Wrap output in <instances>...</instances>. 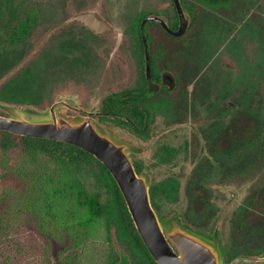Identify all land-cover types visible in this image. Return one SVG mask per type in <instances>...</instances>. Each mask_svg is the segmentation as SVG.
Listing matches in <instances>:
<instances>
[{
    "label": "flooded vegetation",
    "instance_id": "1",
    "mask_svg": "<svg viewBox=\"0 0 264 264\" xmlns=\"http://www.w3.org/2000/svg\"><path fill=\"white\" fill-rule=\"evenodd\" d=\"M38 4L25 2L41 11H35L24 43L16 45L23 57L26 48L31 52L28 40L35 28L51 25L41 36L46 46L32 62L48 55L46 82L53 86L60 76L66 86L52 91L47 106L60 94L67 95L61 112L91 118L142 147L131 158L138 172L149 175L151 203L162 222L175 215L182 225L200 233L196 239L203 247L209 238L218 239L226 264L249 255L245 254L246 230L260 211L256 207L264 200V188L245 198L241 187L246 169H256L264 158V134L255 124L245 128L248 118L242 113L230 123L229 108L234 102L229 100L228 66L199 65L201 51L184 48L201 7L191 14V1L180 0L189 21L184 33L174 35L171 31L180 25L174 0H115L113 8L119 13L115 19L95 1H85L69 17L81 26L71 33L64 29L67 21L52 26L56 18L52 6L46 11ZM80 12L96 13L107 23V30L87 26L76 18ZM70 39L76 42L79 56L71 71L78 72L79 79L73 82L67 65ZM169 126L174 127L172 131L166 129ZM113 242L128 255L129 264H159L148 249L152 259L134 242L116 238ZM173 248L179 255L177 245Z\"/></svg>",
    "mask_w": 264,
    "mask_h": 264
},
{
    "label": "trees",
    "instance_id": "2",
    "mask_svg": "<svg viewBox=\"0 0 264 264\" xmlns=\"http://www.w3.org/2000/svg\"><path fill=\"white\" fill-rule=\"evenodd\" d=\"M27 1L0 0V77L22 58L16 43H24L41 11ZM68 49L72 70L79 60L74 39ZM47 69L42 55L1 87L0 99L25 94L38 102ZM115 238L134 242L152 259L105 164L63 141L0 130V264H95L98 257L115 264Z\"/></svg>",
    "mask_w": 264,
    "mask_h": 264
},
{
    "label": "rangeland",
    "instance_id": "3",
    "mask_svg": "<svg viewBox=\"0 0 264 264\" xmlns=\"http://www.w3.org/2000/svg\"><path fill=\"white\" fill-rule=\"evenodd\" d=\"M31 1L38 2V6L43 7L46 11L49 10V6H52L51 10L56 17L52 26L67 21V24H65L67 26L64 25V29L69 28L70 33L78 32L81 26L79 22L70 20L69 17L79 11L85 1H95L96 4L100 5H97L99 9L113 19H115L114 16H119L117 9L113 8V1L115 0ZM190 1L191 4L188 5V9H190L191 14L195 12L197 7H201V9L198 13L197 25L189 33L184 48L201 51L198 53V56L201 55L197 60L199 65L212 63L228 66L230 72L228 77L230 85L229 100L234 102V105L229 108L230 123L242 113L248 118L245 119V122H253L256 125L255 127L261 129L264 134V0ZM50 26L45 24L42 27L35 28L30 36L31 39L28 40V49L30 48L31 52L26 48L21 60L0 77V89L24 66L32 62L38 52L46 46L45 42L41 40V36L44 37L46 28ZM58 32H61V30ZM71 71L69 70V81L78 80V72L71 73ZM37 77H39V74ZM62 80L59 76L53 86H50L47 82L44 83L45 91L42 96H39L44 97L42 102L32 106L38 108L49 107L46 103L50 102L51 98L49 99V97L52 91L56 93L66 86L62 83ZM20 96V99L8 98L5 100L18 105L35 103L34 98L29 95L20 94ZM0 113H3L1 109ZM235 123L237 124V121ZM173 128V126H169L166 129L172 131ZM262 144L264 145V141ZM260 188H264V158L257 163L256 169H246V178L244 185L241 187L242 196L247 198L251 192L259 191ZM239 202L235 201V203ZM256 208L260 211L252 219V225L247 227L246 230L245 254L249 255L264 250V203L258 204ZM18 240L22 243V239L19 238ZM33 254L37 255L38 252L34 251ZM102 262L103 260L99 257L95 260V264H102Z\"/></svg>",
    "mask_w": 264,
    "mask_h": 264
},
{
    "label": "water",
    "instance_id": "4",
    "mask_svg": "<svg viewBox=\"0 0 264 264\" xmlns=\"http://www.w3.org/2000/svg\"><path fill=\"white\" fill-rule=\"evenodd\" d=\"M174 2L180 25L171 33L180 35L188 26L189 15L182 9L180 0ZM76 18L98 32L107 30L104 28L107 23L94 12H80ZM151 18L159 20L158 17ZM67 99V95H59L51 106L45 108L0 100L3 111L0 113V130L63 141L90 152L105 164L122 192L139 235L159 264H226L218 239L211 241L209 238L203 247L196 239L200 233L182 225L175 215L164 222L159 219L151 203L149 175L145 171L138 172L131 158V153L141 152L142 147L91 118L61 112L59 109L66 105ZM173 245H177L179 255ZM116 250L119 254L116 264H129L125 251L118 245ZM238 262L263 264L264 252L252 256L241 255L228 264Z\"/></svg>",
    "mask_w": 264,
    "mask_h": 264
}]
</instances>
